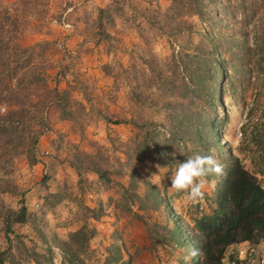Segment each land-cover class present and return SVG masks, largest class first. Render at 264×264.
<instances>
[{"label": "rangeland", "instance_id": "obj_1", "mask_svg": "<svg viewBox=\"0 0 264 264\" xmlns=\"http://www.w3.org/2000/svg\"><path fill=\"white\" fill-rule=\"evenodd\" d=\"M172 4L0 0V264H193L225 175L190 203L178 163L235 158L264 189V0Z\"/></svg>", "mask_w": 264, "mask_h": 264}, {"label": "trees", "instance_id": "obj_2", "mask_svg": "<svg viewBox=\"0 0 264 264\" xmlns=\"http://www.w3.org/2000/svg\"><path fill=\"white\" fill-rule=\"evenodd\" d=\"M211 1L217 0H171V3L173 2V7L191 4L198 16L203 5ZM218 19L222 22L221 17L218 16ZM223 66L224 60L219 58L216 67L221 72L220 78L225 81L226 72ZM217 87L218 93H221L222 85ZM225 173L224 187L220 191L214 211L194 224L192 240L200 254L195 257L193 264H221L228 246L242 242L257 245L264 241V189L235 158L226 165ZM21 216L22 213L19 220Z\"/></svg>", "mask_w": 264, "mask_h": 264}, {"label": "clouds", "instance_id": "obj_3", "mask_svg": "<svg viewBox=\"0 0 264 264\" xmlns=\"http://www.w3.org/2000/svg\"><path fill=\"white\" fill-rule=\"evenodd\" d=\"M209 175H226L224 166L212 155L197 154L183 163H178L175 174L171 177L170 189L177 193H186V200L196 203L204 198L205 177ZM199 254L198 249H189V258L197 257Z\"/></svg>", "mask_w": 264, "mask_h": 264}, {"label": "crops", "instance_id": "obj_4", "mask_svg": "<svg viewBox=\"0 0 264 264\" xmlns=\"http://www.w3.org/2000/svg\"><path fill=\"white\" fill-rule=\"evenodd\" d=\"M238 245H249L247 242H242V243H240V244H238Z\"/></svg>", "mask_w": 264, "mask_h": 264}, {"label": "built area", "instance_id": "obj_5", "mask_svg": "<svg viewBox=\"0 0 264 264\" xmlns=\"http://www.w3.org/2000/svg\"><path fill=\"white\" fill-rule=\"evenodd\" d=\"M0 111H2V109H0Z\"/></svg>", "mask_w": 264, "mask_h": 264}]
</instances>
